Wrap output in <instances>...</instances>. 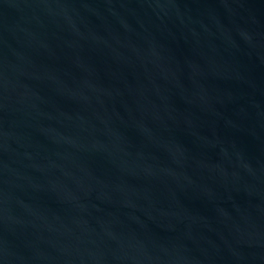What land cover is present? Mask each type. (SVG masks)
Masks as SVG:
<instances>
[{"label":"water","instance_id":"1","mask_svg":"<svg viewBox=\"0 0 264 264\" xmlns=\"http://www.w3.org/2000/svg\"><path fill=\"white\" fill-rule=\"evenodd\" d=\"M0 264H264V0H0Z\"/></svg>","mask_w":264,"mask_h":264}]
</instances>
